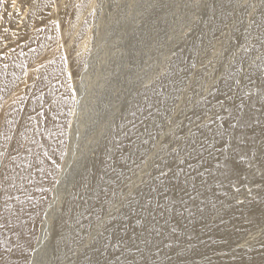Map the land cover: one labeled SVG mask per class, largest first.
<instances>
[{
    "label": "bare ground",
    "instance_id": "bare-ground-1",
    "mask_svg": "<svg viewBox=\"0 0 264 264\" xmlns=\"http://www.w3.org/2000/svg\"><path fill=\"white\" fill-rule=\"evenodd\" d=\"M60 1L19 0L12 12L0 4V264H162L177 247L182 248L174 260L178 263H189L206 253L221 255L229 247L236 255L224 259L214 255L201 264H264V186L242 190L237 186L264 135V52L249 66L241 85V94L251 86L255 91L239 104L229 105L230 115L201 141L204 129H199L193 115L201 112L206 117L208 99L232 89L234 76L224 68L230 75L225 82H216L220 72L210 76L194 96L185 93L187 88L181 84L192 69V55L200 44L197 37L188 44L189 35L167 53L163 66L156 63L159 67L138 80L112 110L106 109L109 91L103 85L107 78L94 68L90 53L86 60L82 54L90 43L87 38H98L107 26V22L101 26L107 5L98 2L100 13L96 16L94 3L90 10L87 7L89 13L72 11L75 17L66 21ZM230 1L219 4L210 33L223 30L224 34ZM252 3L238 9L239 18L242 15L250 22L258 17L264 22V7L258 12ZM60 13L62 21L58 20ZM50 23L57 25L60 33L51 38L45 26ZM132 26L126 21L121 34L129 36ZM181 50L185 51L182 55ZM244 57L246 66L252 57L249 53ZM166 70L169 74L163 77ZM98 95L104 98L101 109ZM90 117L83 134L80 125H86ZM162 117L168 120L160 129ZM183 120L184 126L197 124L193 136L189 128L185 132L191 139L187 144L195 142L197 146L174 159L178 169L173 172H179L178 179L173 173L154 178L159 168L152 171L155 163L166 166L174 162L169 156L163 160L156 157L158 148L164 146L160 141L167 134L174 137V124ZM130 146L135 151L131 159ZM225 156L233 159L235 169L231 164L224 166ZM120 173L131 178L134 186L125 187L126 179L120 184L115 179ZM113 184H118L117 193ZM145 204L162 206L153 212L156 219L150 226L151 235L142 227ZM259 240L261 244L249 249ZM187 243H192L189 248H185Z\"/></svg>",
    "mask_w": 264,
    "mask_h": 264
},
{
    "label": "rangeland",
    "instance_id": "rangeland-1",
    "mask_svg": "<svg viewBox=\"0 0 264 264\" xmlns=\"http://www.w3.org/2000/svg\"><path fill=\"white\" fill-rule=\"evenodd\" d=\"M16 1H17V3L19 2V0H0V4H1V6H5V7H3V9H5L6 11L12 12V11H15V7H16L15 5H17V4H15ZM103 1H104V3H103ZM103 1L102 0H96V1L95 0H63V1L61 0L60 1V3H61L60 11L62 12V15L64 14L63 17L65 16L64 17L65 19L67 17H72V16L75 17V15L73 14L72 11H74V12H77L78 10L87 11V7L90 10L89 5L90 4L92 5L93 3H94V6H97V9H95V14H94V16H96L100 13L99 3H100V5H102V4L107 5V7L105 8V10H106L105 11L106 12L105 18L106 17L107 18L106 19L104 18V20L101 21L102 27L105 26L106 22H107V26L104 28V31H102V33L99 35L100 38L99 37L95 38V37H91V36L87 38V40L90 42V43H87L88 45L86 47V50H88L87 51L88 53H86L85 52L86 50H84V52L82 54V56L85 57V58L83 57V59L86 60L87 56H89V53H90L91 58L95 59V62L93 63L95 66L94 68L98 69V70L97 69L96 70L99 71L101 76L104 74V77L107 78L103 87L107 91H109L108 92L109 98L107 99V103L105 102V104H104V102L102 101V100H104V98L101 97L100 95H98V97H100V99H98L97 103L99 104V101H101L100 102L101 105L97 104L98 109H101V106L104 104L106 109L111 107L110 110H112V106L115 105L114 103H116L122 96H125L127 94V92H130L132 90V88L134 87V84L142 81L141 78L144 79L145 77L149 76L151 74V72L153 70H155L159 64H160L159 65L160 67L163 66V63L165 62V58L168 55L167 53L171 52L172 50H175L178 47V45L184 39L189 38V35H191L192 38H189L188 44H190V42L193 39H195L196 37H197L196 39H198V41L200 43L199 44L200 47L197 45V47L194 49V52L192 55L193 60H192L191 66H190L192 68L191 70H193L192 72L194 74L196 72V74H195L196 77L195 76L193 77V73L190 74L189 71L191 72V70H189L187 72V74L191 75V76L187 75L185 77H187L188 79L184 78L185 82L186 81H189V82H187L186 83L187 85H185V82L183 80V82L181 84V86L183 85V87H185V89L187 88V90L185 91V89L183 87L181 88V86L179 87V89L180 88H181V90L184 89L185 93H188L187 95L191 94L192 96H194L197 89H199L200 87H205V85L208 83L209 79L211 78L210 76L217 75L218 73L221 72L222 75L216 81L218 83L220 81L219 79H222L221 82L222 81L225 82L229 78L230 73H233L232 77L234 76V78L231 77L232 81L234 80V82H232V86H231L232 89H230L228 92L224 93V95H222L220 97H216V98L213 97L210 99H208V98L212 94L211 91L209 93H207V95H205L206 99L210 100L208 107L206 109H204L206 111V114H207L206 117H204L203 113H201V112L193 115L194 118L196 117L195 120L197 121V124L199 123L198 124L199 129L200 130L204 129L203 132L200 133L201 135L204 133L203 136H200L201 141L204 140L207 132H209L215 125L221 123L223 121V119L227 118L230 115L232 107L229 108L230 107L229 105L233 104L232 106H234V105H236V103L239 104L242 101V98L243 99H244V97L247 98L248 95L250 96L255 91V88L251 86L247 89L248 91H245L243 94H241V92H242V86L241 85H242L243 78H244L245 74H247V71L249 70V66L255 64L256 61H258L260 59V57L262 56V54H263L262 52H264V33H263L264 32V22L261 21V19L258 20L259 19L258 17H253L250 20V22L249 21L246 22L247 20L245 21L244 18H242L243 17L242 15H240V18H239V11L241 10V8H243L244 5H247V3L250 4L253 2L252 4L253 5L256 4V8H257L256 10H258V12H259V10L262 7H264V2H262L264 0H249L250 2L248 0H245L244 3L245 2L246 3L243 5L239 4L240 1H242V0H231L229 3L230 15H229V18L225 21L224 34H222L223 30H217L215 32L211 31V33H210V29H211V26L213 24V21H214L216 12H217V8L219 7V4L224 0H108V1L103 0ZM258 1L262 2L263 6L260 5L261 3H259ZM13 2H14V4H13ZM114 2H116V3H114ZM86 3H88V4L86 5ZM258 3H259V5H258ZM78 4H79V6H78ZM70 5H72V7ZM240 6H242V7H240ZM70 8H72V9H70ZM239 8H240V10H238ZM211 10H212V12H211ZM65 11L69 14L66 13V15H65ZM236 11L238 12V14ZM87 12L89 13V11H87ZM235 13H236V15H235ZM133 14L135 17L133 16ZM254 14L256 15L257 13H254ZM24 16H25V12H24ZM204 17H206V18H204ZM207 17L209 19H207ZM241 18H242V21H241ZM58 20H60V21L63 20V18L61 17V13H60V15H58ZM257 20H258V22H257ZM31 21L33 22L34 20H31ZM66 21H67V19H66ZM126 21H131V25H133L132 29H134L130 32L129 36H127L125 34H121V32H120L121 28L126 24ZM208 21L209 22L211 21V22L209 23ZM232 23H234V24L232 25ZM51 24L52 23H50L49 25L45 24L46 28L48 29L47 32H49L50 38L53 37V35L56 36V35L60 34L59 32H57V31H59L56 28L57 25L54 24L52 27ZM19 25L20 24H18V26ZM39 26L45 28V26H41L40 24H39ZM228 27H229V29H228ZM249 27H251V29H249ZM50 28H51V30H50ZM136 31H137V33H135ZM207 31H209V32H207ZM72 32H73V30L71 31L70 34H72ZM241 32H243V33H241ZM199 33H201V34H199ZM208 33H209V36L213 33L214 34L209 37L207 35ZM193 35H195V36H193ZM226 35H227V37H226ZM68 36H70V35H68ZM68 36L66 38L70 39V37L68 38ZM133 36H134V38H133ZM67 39H65V40H67ZM222 40L225 43H223ZM175 44H176V46H175ZM242 45L245 47H242ZM227 46H228V48H227ZM236 46H237V48H236ZM236 49L239 51H236ZM247 49H250V50L247 51ZM183 51L184 50L179 51V52H181L180 55L185 53V51H184V53H183ZM233 51H236L237 53L234 52V54H235L234 55V54H232ZM244 52H245V54H244ZM247 53H249L250 57H252V58L249 60L251 62H249L245 66L243 60H245L244 56H246ZM86 54H88V55H86ZM229 54H230V56H229ZM228 57H230V58L228 59ZM229 60H231V62H229ZM193 61H195V62H193ZM200 61L201 62L203 61V62L201 63ZM227 61L229 62V64ZM194 64H196V65L199 64L202 66V67L200 66V68L198 67V69H197L198 72L196 70H194V68L196 66ZM239 64H241V65H239ZM99 66H100V69H99ZM171 66L169 65L167 67L168 71H170L172 69ZM222 67H223V69H221V71H220L219 68H222ZM224 68L228 69V70L226 69V71H228L229 74L226 71L225 72L222 71V70H225ZM167 70L164 72L165 74H163V77L169 74ZM93 71H95V69ZM235 75L237 78L236 80H235ZM263 77H264V74L261 76V78H263ZM158 81H159V79H158ZM158 81H156V82H158ZM188 85H190V86L188 87ZM81 89H82V86H81ZM85 89H86V85H85V83H83V89L82 90H85ZM191 89H194V90L191 91ZM238 91H239V93H238ZM119 92H121V93H119ZM123 94H125V95H123ZM110 98L112 100H109ZM201 118H204L205 120L202 121ZM91 120H92V118L90 117V119L88 120L86 125L84 123H82L80 125L82 128L83 134L86 133L87 127L91 123ZM167 120H168L167 117H162L160 127H159L160 129L163 128V123H166ZM181 124H183V125L180 126ZM197 124L194 126V123L189 122V123H187V126H184V120L182 122L180 121V124H178V123L176 125L174 124L173 127L177 126V127H175L176 132L174 133V137L172 136V138H169V134H167V137L165 136L162 138L163 140L161 139L160 143H162V144L164 143V146H161L158 148V150H160V151L156 155V157L157 158L159 157L160 160H163L164 157L169 156V157H171V160L174 161V159H177L178 157L182 156L181 152H183L185 155H187L188 152L192 151L191 149L196 147L197 144L195 142H193L192 144L190 143V146H189L187 143L190 142L191 139H189V136L187 134H185V132L190 129L189 131H192L191 135L193 136L196 132L195 130L197 128L196 127ZM180 127H181V129L184 128V130L182 129L180 131L179 130ZM156 132L159 134L158 130ZM157 135H155V137ZM195 136H197V135H195ZM169 139H171V140L169 141ZM181 141H182V143H181ZM178 142H180V144ZM258 144H259V146H257V148H255V150L253 152V159L250 162L249 168H247V171L244 174L240 175V177H239L237 186L239 187V189L241 188L240 190H242L243 188L246 189V187L248 188V186L249 187L252 185L256 186V184H257V186H256L257 188L264 186V183H263L264 182V145H261L262 148L260 147V144H264V135H263V137H260L258 139ZM176 164H177V162L174 161V162H170L169 164H166V166L163 165L164 166L163 167L161 165H158V163H155V166H153L154 169H152V171L156 170L158 167L159 168H158V171L156 170L152 176L154 178L159 177L161 172H165V173H167V175L166 176L160 175V178H166L173 173V170L178 169ZM248 173H250V175ZM247 176H249V177H247ZM125 177H126V174H124L122 176L123 179L121 178L122 182L120 181L119 182L120 184L122 183L124 185V183H125L124 180L126 179ZM127 181L128 180L126 179V182ZM130 181H133V180L130 178ZM248 181L251 183V185ZM261 182H262V184H261ZM113 185L115 186L114 191L117 193V189L119 188L118 184L117 185L113 184ZM144 187H146V185ZM115 192L113 194H116ZM114 197H115V195L112 196V199ZM80 226H82V225L80 224ZM81 229L82 228L80 227V230ZM203 229H201V231H203ZM256 242L253 243L254 245H251L250 248L249 247H247V248L251 249V248L256 247L257 245L262 243V240H259ZM189 244H192V243H187L185 248H187V247L189 248L190 247ZM178 248L180 249L179 251L181 252L182 248L177 247V249L173 252L174 256H172L173 255L172 254L169 257L170 259L169 258L167 259L169 261L165 260V261H163L162 264H185V263L175 262V261H177L176 256L180 253L178 251ZM213 253L212 254L211 253L203 254V255H200L198 258L195 257L192 260H190L191 262L189 261V263H186V264H201L202 260L203 261L205 260L204 262H206V261L209 262L210 260H212V257L214 255L215 256L217 255L218 259H219V257L221 259H224V258L229 257L230 255L231 256L236 255L237 252H235L234 250L230 251V248L228 247V248H225V252L220 253L221 255L216 254V252L214 254ZM210 254H211V256H210ZM225 255H226V257H225ZM194 259H195V261H194ZM204 262H203V264H204Z\"/></svg>",
    "mask_w": 264,
    "mask_h": 264
},
{
    "label": "snow or ice",
    "instance_id": "snow-or-ice-1",
    "mask_svg": "<svg viewBox=\"0 0 264 264\" xmlns=\"http://www.w3.org/2000/svg\"><path fill=\"white\" fill-rule=\"evenodd\" d=\"M148 115L150 117L151 113H149ZM145 119H147V117ZM145 143H146V141H145ZM233 150L235 151L236 149H233ZM127 151L129 153L128 158L131 159L132 156L135 155L134 146H130L127 149ZM221 154L223 155V153H221ZM183 162H184L183 160L180 161V163H183ZM133 163H135V161H133ZM230 164L233 166V169L236 168V164L233 161V159L230 156H225L224 157V166L228 167ZM109 167H111V166L109 165ZM138 167H139V165H137V168ZM112 171L115 172V169L113 168ZM122 175H123V173H120V174L116 175L115 179L117 181H121V176ZM160 175L161 176H166L167 173L161 172ZM198 175H202V173H198ZM178 177H179V172H173V178L178 179ZM126 179L129 181V183L126 184L125 187H133L134 185H132V183L130 181V178H126ZM157 179H158V177H157ZM189 179H194V177H189ZM193 187H194V185H193ZM128 195L131 196L132 193L129 192ZM161 207L162 206H160V205H156L154 208H150L147 204L142 205L143 211L145 213H147V215L143 218L144 219V224L142 225V227L144 228V231L148 233V235H151L150 226L153 225V223H154V221L156 219V217L153 215V212L159 210ZM137 223H139V221H137ZM145 242H147V241H145ZM41 264H46V262L45 261H41Z\"/></svg>",
    "mask_w": 264,
    "mask_h": 264
}]
</instances>
